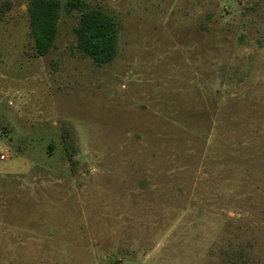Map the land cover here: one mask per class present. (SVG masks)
<instances>
[{"label":"rangeland","instance_id":"obj_1","mask_svg":"<svg viewBox=\"0 0 264 264\" xmlns=\"http://www.w3.org/2000/svg\"><path fill=\"white\" fill-rule=\"evenodd\" d=\"M0 0V264H264V0L61 4L50 52Z\"/></svg>","mask_w":264,"mask_h":264},{"label":"trees","instance_id":"obj_2","mask_svg":"<svg viewBox=\"0 0 264 264\" xmlns=\"http://www.w3.org/2000/svg\"><path fill=\"white\" fill-rule=\"evenodd\" d=\"M61 4L59 0H31L28 14L39 56H46L53 48L58 35ZM68 14L78 12L75 28L77 48L97 64L110 63L117 55L118 30L105 13L91 9L84 0H66Z\"/></svg>","mask_w":264,"mask_h":264}]
</instances>
